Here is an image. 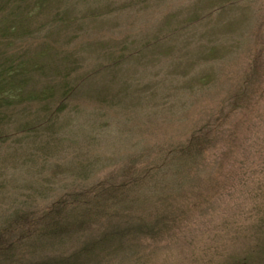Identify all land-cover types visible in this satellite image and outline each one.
Segmentation results:
<instances>
[{"label":"rangeland","instance_id":"rangeland-1","mask_svg":"<svg viewBox=\"0 0 264 264\" xmlns=\"http://www.w3.org/2000/svg\"><path fill=\"white\" fill-rule=\"evenodd\" d=\"M0 101V264H264V0H0ZM95 189L121 221L37 233Z\"/></svg>","mask_w":264,"mask_h":264},{"label":"trees","instance_id":"trees-1","mask_svg":"<svg viewBox=\"0 0 264 264\" xmlns=\"http://www.w3.org/2000/svg\"><path fill=\"white\" fill-rule=\"evenodd\" d=\"M2 92L4 93L3 90H2ZM4 94L8 95L9 93L6 92ZM10 94H12V93H10ZM14 94H15V92H14ZM1 99H4V98L1 97ZM11 105H12V103H10V102L0 101V107L2 106L4 108H6V107H11ZM6 117H8V115L6 114L5 109L0 110V119L1 118L5 119ZM187 145L188 146H186V152H187V148L189 147L188 153H190V154H192V152H195L197 150V148L199 147L197 145L196 141L195 142L190 141V143L188 142ZM183 148H185V147H183ZM188 153H187V155H188ZM178 155H179L178 159H182V158L187 156V155L184 156L183 154L182 155L178 154ZM182 160H184V159H182ZM184 163L180 161L179 163L171 164L170 168H175V166H176V168H184V166H183ZM168 164H170V163H168ZM185 164L189 165L188 163H185ZM167 169H169V167ZM148 171L149 170L145 171L144 176H146ZM165 171H171V170L169 169V170H165ZM126 182H129V185L131 187L133 186V188H135L134 187L135 185L136 186L139 185V176H135L134 174L130 175L129 180ZM129 185H127V188ZM120 187L121 188L125 187V183L120 184ZM112 190H113V192H115V187L112 188ZM129 190H131V189L129 188ZM135 190L137 191V189H135ZM139 190L140 189H138V191ZM101 191H102L101 189H95L92 193H90V195H88V197H89L88 199L85 198V199H82V201L81 200L79 201V199H77V198L75 201H73L72 199L74 197H70V199L67 198L68 201H67V199L65 200L66 197L63 200L58 199L53 204L49 205L48 208L45 210V212L40 215L41 220H45V219L49 220V222L45 225V228L47 230H45L43 233H41V231L39 230L37 233L42 234V235L44 234V236L48 235V237H52L51 241L57 240V239L61 240L63 237L69 238L72 235L74 236L75 233H76V236H78L77 233L83 232L85 234L87 230H88L87 232H92L90 230V228L92 226L91 223L93 221L99 219V216H101V217L103 216L105 218L115 217V218H117V220L121 221L123 218V216L120 215V213L122 211V207H114L113 209L105 207L104 203H109V202L104 201V199H109L111 195L109 194V198H106L107 195H105V194H107V192H101ZM125 193H129V191L125 192ZM124 195H126V197H124V200H126L128 198L130 200V203H132V202L134 203L133 200H135L136 194L129 195V197H127V194H122V196H124ZM84 197H86V196H84ZM111 200H113V199H111ZM59 204L61 206H59ZM66 205H68L67 208H69V209H68L67 213L64 214L61 210H63V207ZM12 221L13 220L6 221L2 225H0V254H2L3 251H7L10 249L6 245L10 244V241L8 240V238L11 237V234L14 232L13 231L11 233V231H12L11 229H14L16 227L18 228L20 226V225H16L15 222H12ZM143 223L141 222L140 226H138V227H143V228L145 227L147 230H149L151 232H155L153 227H147L148 225L145 222H143ZM38 224H40V223H38ZM110 227L113 230L116 229V227L112 226V224H110ZM31 228L32 227H29L30 231L29 230H26V232L23 231L25 236H27L28 232L30 233L31 231H33V229L31 230ZM80 231H82V232H80ZM115 231H116V233L110 232L109 230L103 231L101 233L102 234L101 239H103L102 241H100L96 238L95 239L93 238L90 240L92 242L89 241L88 242L89 244L84 245L82 248H80V250L81 251H82V249L84 251L87 249L92 250V249L96 248L98 246V244H100V243H104V242L107 243V241H114L116 239H119L121 237L120 236L121 231H119L118 228ZM91 235H93V234L90 233V236Z\"/></svg>","mask_w":264,"mask_h":264}]
</instances>
